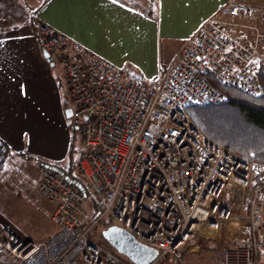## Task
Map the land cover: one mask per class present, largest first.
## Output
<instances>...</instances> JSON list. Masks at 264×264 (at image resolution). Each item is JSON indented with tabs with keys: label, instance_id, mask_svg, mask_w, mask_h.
Listing matches in <instances>:
<instances>
[{
	"label": "built area",
	"instance_id": "1",
	"mask_svg": "<svg viewBox=\"0 0 264 264\" xmlns=\"http://www.w3.org/2000/svg\"><path fill=\"white\" fill-rule=\"evenodd\" d=\"M218 13L241 20L259 13L264 22V9L242 3L228 1ZM34 27L48 62L60 67L66 107L81 135L75 170L85 193L62 171L38 162L37 188L54 204L57 230L31 241L1 229L0 264H133L88 237L106 216L111 223L103 228L117 225L156 251L150 264L163 257L175 264L196 251L204 235L235 223L247 233L240 227L234 239L219 243L220 263L264 264V239L257 236L264 180L256 184L264 177V162H245L210 141L184 111L225 100L210 78L261 94L264 32L206 17L145 82L44 22ZM86 188L100 209L96 216L89 213ZM234 202L245 217L233 213Z\"/></svg>",
	"mask_w": 264,
	"mask_h": 264
},
{
	"label": "crops",
	"instance_id": "2",
	"mask_svg": "<svg viewBox=\"0 0 264 264\" xmlns=\"http://www.w3.org/2000/svg\"><path fill=\"white\" fill-rule=\"evenodd\" d=\"M153 1L151 6L147 0L146 8L134 0H0V139L13 151L5 165L17 158L32 162L27 155L58 160L68 147L66 105L54 65L42 55L35 21L50 25L57 33L148 82L203 20L195 19L177 34V47L162 53L166 50L164 43L175 36V31L155 18L157 4ZM220 6L216 3L211 7L210 14L218 12ZM222 15V22L237 21L236 17ZM23 152L27 155L22 156ZM259 230V238L264 239V231ZM260 260L264 261V253Z\"/></svg>",
	"mask_w": 264,
	"mask_h": 264
},
{
	"label": "rangeland",
	"instance_id": "3",
	"mask_svg": "<svg viewBox=\"0 0 264 264\" xmlns=\"http://www.w3.org/2000/svg\"><path fill=\"white\" fill-rule=\"evenodd\" d=\"M224 1L242 3L255 8L264 9V0H155L157 4L155 18H157V20L159 18L162 19L167 27L175 31L173 35L176 36L170 37L164 43L166 50L162 53H168L177 47L179 41V36L177 34H180L184 28L189 27L195 19H204L210 15L217 20L224 17L217 11L210 14L211 7L216 3L222 5ZM134 3L142 7L147 6V0H134ZM260 19V14L257 13L252 20H243V23L256 26L257 30L264 32V22ZM236 22H238V19ZM240 22L242 23V21L238 23ZM53 65L62 101L66 103V94L61 78L60 67L57 63ZM67 120L69 135L68 147L64 156L58 160L46 159L39 156L41 159L48 160L50 162L49 166L51 167H53L52 164L65 166L68 164L70 159L68 151L70 147L72 149L71 159L78 158V153H80L81 135L74 128L72 117L67 118ZM76 161L73 162L72 166L74 169L71 170L75 176ZM36 164L37 163H34L33 160L32 162H21L20 159L17 158L16 160L7 161L4 174H2V172L0 173V185L2 184V186H0V228H5V226H7L24 240L44 241L57 230V227L51 219L54 204L47 198L42 197L38 191L37 174L35 171ZM5 180L7 184L4 183ZM226 196H228V194ZM237 205L238 204L235 202L232 204L231 208L233 213L237 214L239 217H245L246 214L239 211ZM261 219L262 222L259 233H263L264 231V210ZM106 223H111L108 216L104 218V221L87 233V235L99 244L109 246L101 236V231ZM238 225V223H235L234 226L221 230L220 233H214L211 236L204 235V237L200 239L196 251L185 253L175 264H221L219 258V243L223 240L228 241L227 238L234 239L237 236L236 231H238ZM241 225V227H243L242 232L246 234L247 230L244 224ZM222 232L225 233L224 238H222ZM231 232H234L233 236ZM257 236L259 237L258 234ZM168 259L170 261L164 260L162 264H173L169 257Z\"/></svg>",
	"mask_w": 264,
	"mask_h": 264
},
{
	"label": "trees",
	"instance_id": "4",
	"mask_svg": "<svg viewBox=\"0 0 264 264\" xmlns=\"http://www.w3.org/2000/svg\"><path fill=\"white\" fill-rule=\"evenodd\" d=\"M258 76L263 87V92L259 95L252 96L234 88L221 86L210 78L213 85L225 96V100L216 104L188 106L184 108L187 116L196 124L207 139L226 148L245 162H264L263 72L260 71ZM65 105H67V102L64 103ZM12 154L13 151L8 144L0 139V171L4 169L6 159ZM68 154L71 159V147ZM26 155L25 152L22 153V156ZM27 156L35 163L41 162L50 165L48 160L41 159L37 155ZM76 158L69 159L66 166L52 165L54 168L65 173L70 180L80 182V179L71 171L74 169L72 165L76 161ZM263 180L264 177L257 181L256 184L261 183ZM86 192L89 213L92 216H96L100 212V209L87 188ZM164 260L169 259L168 257H163L155 264H162Z\"/></svg>",
	"mask_w": 264,
	"mask_h": 264
},
{
	"label": "water",
	"instance_id": "5",
	"mask_svg": "<svg viewBox=\"0 0 264 264\" xmlns=\"http://www.w3.org/2000/svg\"><path fill=\"white\" fill-rule=\"evenodd\" d=\"M42 55L48 61L47 53L42 51ZM49 63L53 65L52 62ZM64 115L66 118L71 117V109L66 107ZM76 185L85 193L81 183L77 182ZM101 236L111 248L133 264H150L156 258L157 253L153 248L136 241L132 235L117 225H108L103 228Z\"/></svg>",
	"mask_w": 264,
	"mask_h": 264
},
{
	"label": "bare ground",
	"instance_id": "6",
	"mask_svg": "<svg viewBox=\"0 0 264 264\" xmlns=\"http://www.w3.org/2000/svg\"><path fill=\"white\" fill-rule=\"evenodd\" d=\"M238 224H239V223H238ZM241 226H242V225H241V223H240V224L238 225L237 229L240 228ZM231 235L233 236V235H234V232H233V233L231 232Z\"/></svg>",
	"mask_w": 264,
	"mask_h": 264
}]
</instances>
